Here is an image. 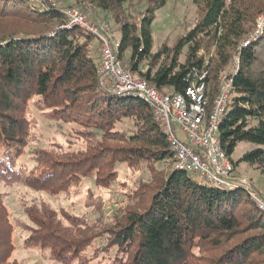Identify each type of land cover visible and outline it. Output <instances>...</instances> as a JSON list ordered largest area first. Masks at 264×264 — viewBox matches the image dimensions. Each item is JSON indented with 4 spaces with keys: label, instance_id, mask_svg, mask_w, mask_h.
Returning a JSON list of instances; mask_svg holds the SVG:
<instances>
[{
    "label": "trees",
    "instance_id": "1",
    "mask_svg": "<svg viewBox=\"0 0 264 264\" xmlns=\"http://www.w3.org/2000/svg\"><path fill=\"white\" fill-rule=\"evenodd\" d=\"M168 1L147 0L138 20L129 10L131 0L64 3L109 23L114 33L117 26L121 65L161 93L184 94L207 72L211 110L223 79H232L221 146L234 170L243 162L264 174V27L258 40L240 50L256 20L264 17V0H192L200 12L196 25L174 46L155 50L152 27ZM64 24V14L29 0H0V181L56 195L94 173L96 185L102 186L108 169L123 160L161 164L165 168L153 189L131 202L110 231L112 247L126 258L117 256L109 264H264V213L250 203L247 190L224 191L174 170V154L146 104L113 96L100 86L96 37L78 28L61 29ZM236 56L239 65L233 72ZM36 99L51 120L95 129L99 141L65 155L34 153L32 167L19 163L29 133L27 109ZM124 120L132 123L131 129L117 128ZM110 141L128 148L108 147ZM240 143L254 148L234 161ZM248 202L246 218L241 209ZM25 210L36 226L27 246L49 250L60 263L81 260L90 245L81 231L85 223L68 229L47 208ZM252 231L259 233L243 237ZM12 240L13 226L0 194V264H21L12 260ZM94 262L105 264L85 263Z\"/></svg>",
    "mask_w": 264,
    "mask_h": 264
},
{
    "label": "rangeland",
    "instance_id": "2",
    "mask_svg": "<svg viewBox=\"0 0 264 264\" xmlns=\"http://www.w3.org/2000/svg\"><path fill=\"white\" fill-rule=\"evenodd\" d=\"M130 5L129 10L133 13V19L138 20L147 6V0H131ZM27 7L32 6L28 4ZM199 14L200 12L192 0H169L167 5L158 12L152 27L154 49L160 50L164 44L174 46L179 38L196 25L200 17ZM259 19L256 20V28L248 35L249 37L256 35ZM262 29L256 40L261 37ZM114 30L120 40V34L116 33L118 27L114 26ZM237 59L239 60V56L234 57L235 65L233 64L234 69L231 70L233 72L237 71ZM184 60L185 56H182L181 61ZM36 103H38L37 99L32 101L27 109L26 118L29 122V133L27 142L23 146L24 156L19 159V163L32 167L30 165H33L31 161L34 153L40 151L53 152L56 155L73 153L80 149L85 150L90 141H99L97 139L99 137L95 135V129L90 130L75 123L51 120L48 117V111L44 110L42 106L38 107L39 103ZM123 127L131 129L132 123L129 120H124L117 128L122 129ZM107 146L122 150L123 147H127V144L110 141ZM253 148L251 145L240 143L232 159L239 161L245 152ZM135 157L138 156L135 155ZM164 168L163 165L152 162H139L135 159L130 162L123 160L108 169L101 181L103 182L102 186L96 185V174L94 173L88 178H82L80 182L77 179L78 183H74L68 190L56 195L20 184L6 185L0 181V194L3 196L4 205L13 226L12 241L15 252L12 260L21 264H64L55 260L49 250L40 249L39 246L26 245L27 240L30 237L32 239L33 229L36 228L26 214V208H47L55 212L57 219L68 229H72L70 225L76 226L82 223L87 225V228H81V231L86 233V238L89 237V247L82 253L81 260L73 262L70 260L66 262L67 264H84L91 260L109 264L114 263L117 256L125 260L126 255L120 254L116 247H112L113 237H111L110 231L114 228L117 218L121 217L131 202H134L137 197L146 196L153 189L158 174L162 173ZM233 175L244 184L248 199L250 203L254 204L253 207L260 210L257 200L264 202V174L242 162L235 168ZM194 177L201 181L199 177ZM147 188H149L148 192ZM250 203L244 204L241 209V214H244L246 218H248V211L252 205ZM69 217L72 218L70 221H68ZM256 233L259 232H246L243 237ZM85 241L88 244L87 239ZM73 242L83 245V241L80 239Z\"/></svg>",
    "mask_w": 264,
    "mask_h": 264
},
{
    "label": "built area",
    "instance_id": "3",
    "mask_svg": "<svg viewBox=\"0 0 264 264\" xmlns=\"http://www.w3.org/2000/svg\"><path fill=\"white\" fill-rule=\"evenodd\" d=\"M29 1L64 14L65 24L61 29L78 28L96 37L101 54L97 70L100 86L113 96L138 98L146 104L174 154V170L197 176L201 181L224 191L245 187L242 181L234 177V166L219 138L231 97L232 79H223L211 110L207 108L205 94L207 72L201 74L198 81H192L184 94L161 93L121 65L120 40L109 23L90 19L79 9L65 8L64 0ZM256 39H246L240 50ZM238 65L237 59V68ZM257 202L260 211L264 212V202Z\"/></svg>",
    "mask_w": 264,
    "mask_h": 264
},
{
    "label": "water",
    "instance_id": "4",
    "mask_svg": "<svg viewBox=\"0 0 264 264\" xmlns=\"http://www.w3.org/2000/svg\"><path fill=\"white\" fill-rule=\"evenodd\" d=\"M260 21V22H259ZM260 24L257 32L255 33L256 35H253V36H250L247 38L248 41H252L255 37H257L259 35V32H260V29H261V26L264 25V17L260 18L258 20V25Z\"/></svg>",
    "mask_w": 264,
    "mask_h": 264
}]
</instances>
